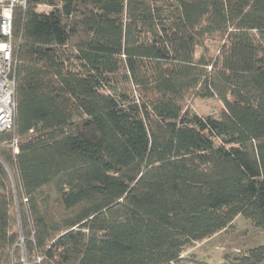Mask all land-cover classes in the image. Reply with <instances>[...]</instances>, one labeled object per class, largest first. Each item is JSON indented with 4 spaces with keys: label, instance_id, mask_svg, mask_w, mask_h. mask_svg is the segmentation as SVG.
I'll return each instance as SVG.
<instances>
[{
    "label": "trees",
    "instance_id": "obj_1",
    "mask_svg": "<svg viewBox=\"0 0 264 264\" xmlns=\"http://www.w3.org/2000/svg\"><path fill=\"white\" fill-rule=\"evenodd\" d=\"M12 29L0 264H188L237 215L264 227V0H25ZM223 264H264V245Z\"/></svg>",
    "mask_w": 264,
    "mask_h": 264
},
{
    "label": "rangeland",
    "instance_id": "obj_2",
    "mask_svg": "<svg viewBox=\"0 0 264 264\" xmlns=\"http://www.w3.org/2000/svg\"><path fill=\"white\" fill-rule=\"evenodd\" d=\"M38 9L40 11L49 10L48 7L42 5ZM221 42V38L217 36L205 39L206 53L213 57L217 55ZM201 52V48H197L195 58H198ZM181 104L183 108H188L199 115H211L216 118H220L224 110V103L217 97L193 96L183 99ZM9 177L11 187L16 192L14 203L19 206L18 179L13 171H9ZM258 245H264V227L255 226L250 219L237 215L225 229L210 237L187 244L181 255L186 257V260L192 261L188 264H223L224 260L229 262L236 255H241Z\"/></svg>",
    "mask_w": 264,
    "mask_h": 264
},
{
    "label": "built area",
    "instance_id": "obj_3",
    "mask_svg": "<svg viewBox=\"0 0 264 264\" xmlns=\"http://www.w3.org/2000/svg\"><path fill=\"white\" fill-rule=\"evenodd\" d=\"M25 0H0V134L12 131L15 123L16 38L12 29L14 8ZM13 152L18 151L17 139L10 140ZM26 200V198H23ZM39 260V258H37Z\"/></svg>",
    "mask_w": 264,
    "mask_h": 264
}]
</instances>
